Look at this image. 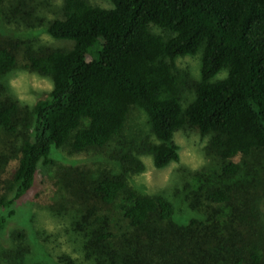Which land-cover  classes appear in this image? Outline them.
<instances>
[{
	"label": "trees",
	"instance_id": "obj_1",
	"mask_svg": "<svg viewBox=\"0 0 264 264\" xmlns=\"http://www.w3.org/2000/svg\"><path fill=\"white\" fill-rule=\"evenodd\" d=\"M112 2L113 7L104 8L88 0H62V16L48 21L46 30L73 46L49 47L28 56L27 68L52 81L46 98L22 107L0 84V130L9 140L1 150L4 155L0 152V182L14 161L11 177L3 179L7 191H0V207L17 203L42 168L56 165L59 154L98 151L115 141L123 144L119 138L129 114L138 108L146 114L156 142H143L136 154L129 146L120 150L125 171L140 172V156L146 154L158 169L179 161L178 145L172 140L179 129L193 126L202 135L211 134L209 148L220 160V181L207 188L205 200L231 209V220L242 218L249 220L250 228L259 227L254 239L241 247L248 259L239 258L237 264H261L262 197L258 191H247L248 186L236 192L222 182L246 177L252 164L264 158V0ZM100 38L103 43L93 57ZM198 51L200 79L191 81L176 59ZM16 59L13 45L3 42L0 76L16 68ZM188 89L193 97L186 101ZM110 168L89 169L93 172L83 186L107 205L120 202L130 225L153 237L156 223L172 220L173 204L162 195L138 191L124 172L113 174ZM5 221L2 215L0 232ZM110 236L99 233L95 244ZM12 237L24 234L17 230ZM19 248L16 256L26 249Z\"/></svg>",
	"mask_w": 264,
	"mask_h": 264
},
{
	"label": "rangeland",
	"instance_id": "obj_2",
	"mask_svg": "<svg viewBox=\"0 0 264 264\" xmlns=\"http://www.w3.org/2000/svg\"><path fill=\"white\" fill-rule=\"evenodd\" d=\"M88 1L113 7L112 0ZM62 5V0H0V45L5 41L12 44L17 58L16 68L0 76V84L22 107H31L52 89L51 79L27 68L28 56L49 47L68 50L73 46L71 41L54 39L46 30L48 21L62 16ZM154 31L160 30L154 27ZM102 43L100 38L93 46V57ZM199 51L176 59V66L191 81L200 79ZM192 97L193 91L186 90V101ZM181 104L187 106L182 99ZM211 137L186 126L172 139L178 145L179 161L158 169L152 156L146 154L140 156V172L125 171L120 150L129 146L136 154L143 142H156L144 111L133 109L119 138L123 144L115 141L98 151L59 154L56 165L42 168L35 184L17 203L0 207V217L6 216L0 232V264H237L239 258H247L241 247L254 239L259 227L250 228L249 220L242 218L231 220V209L209 204L204 197L207 188L220 181V160L209 148ZM8 142L0 130L3 155L1 150ZM261 160L252 164L246 177L222 183L233 185L236 192L248 186L250 193L259 192L264 204V158ZM98 167H111L113 174L124 172L128 183L140 192L166 197L174 207L172 220L156 223L153 237L132 227L123 217L120 202L107 205L89 186H83L82 181L93 172L89 169ZM11 168L1 177L3 193L7 191L3 179L11 177ZM82 189L86 192H80ZM17 230L24 238L12 237ZM99 233L111 236L95 244ZM19 246L26 248L22 256H16Z\"/></svg>",
	"mask_w": 264,
	"mask_h": 264
}]
</instances>
